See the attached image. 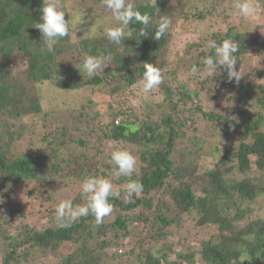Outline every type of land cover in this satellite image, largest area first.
Instances as JSON below:
<instances>
[{
	"label": "trees",
	"instance_id": "trees-1",
	"mask_svg": "<svg viewBox=\"0 0 264 264\" xmlns=\"http://www.w3.org/2000/svg\"><path fill=\"white\" fill-rule=\"evenodd\" d=\"M203 1L131 0L141 14L151 18L149 36L141 38L138 30L144 26L133 21L129 24V30L133 31L126 30L122 44L116 45L106 36L105 30L112 21L111 12L102 0H65V4L57 6L65 11L70 34L59 39L49 52L35 27L41 22V7L47 0H0V208L9 207L8 199L14 187L24 181L48 182L43 171L57 174L63 170L64 176L79 181L99 173L112 180L120 193L118 197H109L113 212L98 226L89 214L62 228L55 208L51 207L45 213L50 219L36 226L26 221L29 213L16 202L11 221L21 220L24 225L16 227V236L4 232L0 226L4 246L2 264L26 262L33 248L45 251V258L31 264H264V216H250L251 202L264 196V185L257 178L258 175L264 178L263 114L239 111L245 114L240 124L229 113L207 111L198 102L201 97L197 88L171 77L170 69H166L174 29L195 21L212 20L208 17L212 14L219 20L218 4L224 0ZM222 11V18H227L233 8ZM161 15L169 16L172 25L157 40L153 35ZM97 19L101 21L97 27L79 26L81 21ZM227 25L222 33H213L212 40L238 42L237 64L247 52L264 50V37L260 40L252 35L254 31ZM200 45L203 42L188 45L178 63L204 67V59L199 60V55L192 56L188 50ZM85 54L112 59L102 72L88 78L76 70ZM200 54L215 56L209 48ZM20 61L25 65H19ZM144 63L161 69L164 80L156 90L167 105L172 104L174 114L160 113L159 118L137 120L134 113L119 106L118 111L110 113L111 121L95 132L100 137L103 135L105 143L128 142L133 154L132 146L136 151L141 146L142 163L139 170L136 165L131 177L143 183L141 194H134L130 201L125 199L128 178L113 175L111 157L105 162L100 158L103 148L98 147L96 139L86 142L91 152L68 155L70 138L80 145H87L83 142L86 140L67 132L66 145V139L61 140L65 132L56 125L50 124L49 130L38 136L43 147L36 153L18 151L15 141L21 133L12 128L13 124L27 117L44 121L51 114L45 112L41 102V83L69 93L89 87L91 92L97 90L123 98L128 95L127 89H140L138 82ZM250 72L264 78V65L252 67ZM225 82L229 85L228 80ZM248 85L263 92L257 101L264 106V84L242 81L241 87L247 89ZM102 115L96 112L94 116L100 121ZM197 115L206 121L211 132L221 137L213 144L215 160L210 167L204 165L206 156L201 152L212 140L199 133ZM118 116L122 119L115 122ZM53 157L57 165L52 164ZM43 159L50 164L48 168L43 165ZM69 200L73 205L84 201L78 197ZM185 214L187 218L197 217L194 225L205 228L203 238L192 242L191 233L184 230ZM198 233L199 229L196 237Z\"/></svg>",
	"mask_w": 264,
	"mask_h": 264
},
{
	"label": "rangeland",
	"instance_id": "rangeland-1",
	"mask_svg": "<svg viewBox=\"0 0 264 264\" xmlns=\"http://www.w3.org/2000/svg\"><path fill=\"white\" fill-rule=\"evenodd\" d=\"M205 3V0L203 1ZM256 4L259 5L258 14L256 16L245 18L239 15V13L233 7V0H224L222 3H219L218 11L220 12L219 20H215L214 15L210 17L212 20L207 21H195L189 26L181 25L179 28L173 30V38L169 46V52L167 55L168 64L166 69H170L173 75L180 80L188 83V86L192 89L197 88L199 91V96L201 97L198 102L204 105V109L207 111H221L223 113H229L231 117L235 118L238 123L242 124L245 118V114L239 113V111H244L246 114L261 113L264 116V106L257 101V98L263 94L259 93L257 89L253 86L247 87V89H242V81L247 82L251 85L257 83L264 84V78L255 77L250 71L252 67H262L264 65V50H252L247 52L241 63L235 66L237 71H240L242 75L239 82L235 80L229 82V85H226L225 80H228L226 72L221 70L219 74L214 77H210L205 71L204 67H200L197 74H191L189 72L190 67L185 63H178L179 57L185 55L187 52L186 47L194 42H203V45L198 47H189L190 54L192 56H197L199 60H203L206 55L200 54L201 51H206L208 47L206 46L208 40H212L213 33H222L223 28H226L231 24L234 27H237L239 30L254 31L252 35H257L260 40L264 37V0H254ZM57 4H65V0H57ZM207 5V4H205ZM208 5H211L210 2ZM201 7V4L199 5ZM232 6L233 12L227 17L222 18L224 15L223 9L229 8ZM101 23L99 20L87 21L79 23V26H89L97 27ZM19 65L24 66L25 62L19 63ZM78 73L80 71V66L76 67ZM169 77V76H168ZM229 81V80H228ZM135 88L127 89L126 97H111L110 95L102 91L91 92L89 87L81 88L75 92L69 93L64 90L58 89L56 86L41 83L40 92H41V102L45 112L51 113L48 115V118H44V121L37 117H27L21 120H18L13 124L14 129L18 130L21 133V136L15 141V145L19 148L18 151H35L43 147L42 140L40 139L41 134L43 135L44 131H48L47 128L50 124L56 125L62 132L65 134L62 136L66 139L67 135L70 133L76 138H83L86 141L84 143H90V140L96 139L99 143L101 149L100 158L103 161L110 160V155L115 150H127L129 149L128 142L125 141H109L103 142L102 137L97 135L95 132L99 131V127L103 124L111 121V112L118 111V108L128 109L129 112L135 114L137 120L147 119V118H159L158 115L163 113L165 115L173 113L171 109L172 104L165 103L162 100L160 93L156 89H153L151 93L145 94L141 89L132 90ZM238 97V98H236ZM88 99V100H87ZM119 100L120 102H117ZM87 101H89L88 104ZM86 104V105H85ZM120 104V105H119ZM110 105V107H109ZM127 111V112H128ZM96 112L103 114L100 117V121L94 115ZM122 117L116 118V121ZM197 120L196 127L199 133L205 138H211L212 144H208L206 149L201 152L205 158L203 161L206 167H210L211 163L215 160V155L213 152V144L218 143L221 139L220 134L217 132H211L209 130L208 124L206 121L197 115L195 117ZM98 124V125H97ZM132 126V125H131ZM134 129V127H131ZM95 129V130H93ZM261 129L264 130V121L262 123ZM68 132V134H67ZM100 132V131H99ZM69 137V136H68ZM69 139H66V145ZM72 143L69 142L67 152L69 154H76L82 152H91L90 146L80 145L77 141H73L70 138ZM228 140V139H227ZM226 140V141H227ZM95 141V140H94ZM103 143V144H102ZM133 150L131 153L136 157L137 167L142 163L140 160L141 146L138 151H136L135 146H132ZM16 152V151H15ZM200 154V155H201ZM43 165L48 168L50 164L43 159ZM52 164L57 165L56 158H52ZM59 168L62 167V164H58ZM136 168V166H135ZM57 174L47 171H43L44 179L48 182L42 183L40 181H24L20 185L14 187V193L11 198L8 199V206L4 205L3 208H0V226L3 228L4 232L9 233L11 236H16L20 225H24V222L21 220L11 221L12 215L14 214L16 202L18 206L29 213L26 218L27 222H31L36 226H40L41 223L44 224L48 220V216H45V213L49 212V207L56 208V205L62 199H70L72 197H78L81 201L84 200L82 204L86 203L85 197L81 191V181L76 178H68L64 176L63 170L56 172ZM97 173V169H96ZM97 176H101L99 173ZM258 175L259 181L264 185V178H260ZM115 190H119L118 186L110 180ZM32 190L31 193L28 191ZM38 196V197H35ZM258 200V201H257ZM251 202L250 207L252 208L251 217L258 215L264 216V196L259 199ZM35 214H34V213ZM185 218V231L190 235L191 240L194 241L195 238L204 237L205 228L197 227L194 225L195 215L189 218ZM105 217L104 219H106ZM50 219V218H49ZM243 223V221H240ZM190 228V230H188ZM199 229L198 236L196 237L195 232ZM3 241L0 240V257L3 254L4 246L2 245ZM122 251L121 249L119 250ZM45 251L42 249L33 248L29 258L26 262L20 264H31V262L38 261L41 257L43 258ZM45 258V257H44ZM0 264L1 260H0Z\"/></svg>",
	"mask_w": 264,
	"mask_h": 264
},
{
	"label": "clouds",
	"instance_id": "clouds-1",
	"mask_svg": "<svg viewBox=\"0 0 264 264\" xmlns=\"http://www.w3.org/2000/svg\"><path fill=\"white\" fill-rule=\"evenodd\" d=\"M103 6L110 10L111 21L106 28L107 38L116 45L122 44L125 38V31L129 33V24L139 22L144 27L139 28L138 35L141 38L149 36L148 26L151 18L136 9L131 0H102ZM233 7L240 16L250 18L258 14L259 5L254 0H233ZM41 22L36 23V28L40 31L43 43L46 49L51 52L59 39L68 37L70 34L69 21L65 20V11L57 6V0H47L41 7ZM172 20L169 16L161 15L156 25L154 39L159 40L171 27ZM206 46L214 50L215 56L209 55L204 58V71L214 77L223 70L227 74L229 82L235 80L239 82L241 78L240 71L235 69L238 62L237 53L240 51V44L234 39H224L221 42L208 40ZM112 57H98L85 54L80 71L88 78L102 72L108 61ZM144 71L138 82V87L145 94L151 93L153 89L158 88L164 80L161 69L144 63ZM191 74H197L199 69L196 65L190 67ZM111 163L113 165V175L128 178L125 184V199L130 201L133 195H139L143 191V183L139 179H131L137 163L136 157L127 150H115L111 154ZM82 194L86 203L82 205H73L69 199H62L55 208V216L60 227L66 228L76 222L80 217L93 215L96 225L104 222V218L111 215L113 205L109 202V197H118L119 191L114 189L113 183L104 177L87 176L80 184Z\"/></svg>",
	"mask_w": 264,
	"mask_h": 264
}]
</instances>
